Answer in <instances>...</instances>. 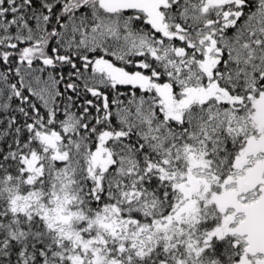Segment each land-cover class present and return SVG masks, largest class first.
<instances>
[{
	"label": "snow or ice",
	"instance_id": "6c2138e0",
	"mask_svg": "<svg viewBox=\"0 0 264 264\" xmlns=\"http://www.w3.org/2000/svg\"><path fill=\"white\" fill-rule=\"evenodd\" d=\"M0 264H264V0H0Z\"/></svg>",
	"mask_w": 264,
	"mask_h": 264
}]
</instances>
